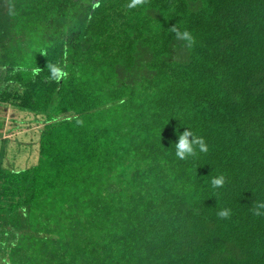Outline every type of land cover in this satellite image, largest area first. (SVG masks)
<instances>
[{
    "label": "trees",
    "instance_id": "trees-1",
    "mask_svg": "<svg viewBox=\"0 0 264 264\" xmlns=\"http://www.w3.org/2000/svg\"><path fill=\"white\" fill-rule=\"evenodd\" d=\"M7 107L0 264H264V0H0Z\"/></svg>",
    "mask_w": 264,
    "mask_h": 264
},
{
    "label": "rangeland",
    "instance_id": "rangeland-1",
    "mask_svg": "<svg viewBox=\"0 0 264 264\" xmlns=\"http://www.w3.org/2000/svg\"><path fill=\"white\" fill-rule=\"evenodd\" d=\"M30 117H31L30 114L22 113L21 111L8 107L5 110L4 109H2V111L0 110V133L2 134L1 136L2 138H6V137L10 138L8 148H12L10 144L14 142V138L19 137L21 133H23L24 131H29L30 129H31L30 131H33L38 129L37 126H39L40 124L34 122L28 123L29 122L28 119ZM32 138H34V134L32 135ZM33 142H36V139ZM29 144L30 143L24 145L28 146ZM21 148L22 146L19 147V150H21ZM26 151L24 150L23 154L18 155L17 162L21 164L20 165L21 167L25 165V162H29V160H27L28 156ZM36 155H37V151L30 152L29 154L30 162H35Z\"/></svg>",
    "mask_w": 264,
    "mask_h": 264
},
{
    "label": "clouds",
    "instance_id": "clouds-1",
    "mask_svg": "<svg viewBox=\"0 0 264 264\" xmlns=\"http://www.w3.org/2000/svg\"><path fill=\"white\" fill-rule=\"evenodd\" d=\"M134 6L135 3L130 5L129 7ZM171 31L175 33L176 39L178 40L190 43L193 39L189 32H181L176 28L175 25L171 27ZM37 71H39V69H37ZM51 73L55 79H59L62 75L60 70L57 68H52ZM197 145H199L200 152H207V147L204 144L203 140L195 138L189 130H185L182 134L179 135L178 142L175 143L176 156L179 157L181 160L187 159L188 157H194L196 155ZM211 183L214 188H219L223 185V178H215L212 180ZM260 207H264V205H261ZM256 214L259 215L260 213L257 212ZM218 215L221 218H227L229 216V211L221 210Z\"/></svg>",
    "mask_w": 264,
    "mask_h": 264
}]
</instances>
